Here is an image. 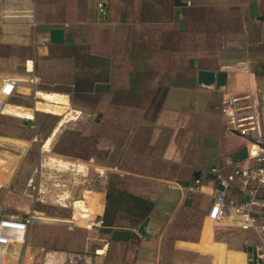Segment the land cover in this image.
Returning <instances> with one entry per match:
<instances>
[{
	"label": "crops",
	"instance_id": "crops-1",
	"mask_svg": "<svg viewBox=\"0 0 264 264\" xmlns=\"http://www.w3.org/2000/svg\"><path fill=\"white\" fill-rule=\"evenodd\" d=\"M99 1L0 0V88L6 78L20 80L0 111V165H7L0 169V217L32 211L88 233L76 236L86 246L81 253H52L30 238L39 219L10 255H21L22 264H249L244 247L257 241L256 232L239 227L232 215L214 220L209 211L219 186L214 171L248 166L256 152L218 106L249 91L264 125V0H105V18ZM52 27L64 29V42L41 44ZM199 69L226 71L227 84H199ZM47 117L56 121L45 133ZM89 121L96 132L81 134L86 154L51 146L65 123L83 128ZM39 140L42 165L107 167L119 177L118 188L151 201L146 233L138 231L146 217L125 225L117 216L105 230L110 181L76 187L70 179L52 189L50 216L42 213ZM104 151L107 159L95 161ZM31 152L34 164L25 174ZM51 156L56 161L46 164ZM228 194L242 198L237 188ZM113 229L131 230L130 239L112 241Z\"/></svg>",
	"mask_w": 264,
	"mask_h": 264
},
{
	"label": "built area",
	"instance_id": "built-area-1",
	"mask_svg": "<svg viewBox=\"0 0 264 264\" xmlns=\"http://www.w3.org/2000/svg\"><path fill=\"white\" fill-rule=\"evenodd\" d=\"M98 12L105 18L108 9L105 0L98 2ZM49 41L42 39L41 44ZM34 78H30L32 82ZM20 80L15 77L4 79L0 88V111L5 110L3 97L11 96ZM225 121L242 135L250 137L256 152L248 166L235 164L229 170H215L219 186L214 190V202L210 207L209 217L220 220L233 216L236 224L243 229H252L257 234L255 243L247 242L253 247V253L248 254L249 264H264V234L259 225L264 217V125L258 100L249 91L228 95L218 106ZM237 188L242 198L234 200L228 191ZM260 207V209H258ZM260 215V216H258ZM40 216L28 212L25 216L15 213H5L0 217V264H22L21 255H10L13 244L25 245L30 227L39 221ZM264 229V224L262 225ZM16 258V259H15ZM17 260L15 263L12 261Z\"/></svg>",
	"mask_w": 264,
	"mask_h": 264
},
{
	"label": "rangeland",
	"instance_id": "rangeland-1",
	"mask_svg": "<svg viewBox=\"0 0 264 264\" xmlns=\"http://www.w3.org/2000/svg\"><path fill=\"white\" fill-rule=\"evenodd\" d=\"M46 127H45V133L49 130L50 125H52L56 119L51 118V117H47L46 118ZM85 125L83 128H81V126H73L70 122L69 123H65L64 126H62L61 130L58 132L57 136L55 137L53 143H52V147L53 145H55V147L57 149L60 150H65L66 152H79L80 154H86V150L82 149V139H81V134L84 133H94L96 132V130L94 129V123L92 121H89V123H85ZM87 127V128H86ZM86 128V129H85ZM74 139L73 140V136ZM75 141V142H74ZM75 144H74V143ZM35 146H37L38 148V166L37 169L39 168V166L41 167V178L44 179V182H42V187H43V195L44 197H42L43 202H41L42 204H44L45 202L47 203L46 205H39L38 208L42 213H46L45 215H49L47 214V212L45 211V207H49L50 203V198H54L56 197V193L52 190L54 187H60V188H65V184L67 181H69L70 179H72V183H74V185L77 187V185H84V183L88 184L89 183H97L98 180L100 182V185L103 186L105 183V187L107 185V183L110 181H112L113 183L116 182L117 184V180L119 182V177L116 178V181L114 180V173L112 169H109L107 167H100V170H95L96 168L90 166L89 168L85 166L84 169L81 170H53L54 168L47 166V165H42V155H40L41 153V149L43 147V142L41 140L37 141L36 143H34ZM109 142L105 143V149L106 151H108L109 149ZM87 147V146H85ZM34 151V150H33ZM104 152H99L97 153L98 155L96 156L95 161L97 160L98 162H101L102 160L107 159L108 157V153ZM111 160L110 162H112L113 160V154L110 155ZM35 158V153L31 152L28 153L25 157L24 160V166L23 168V173L28 174L31 167L34 164V159ZM110 159V158H109ZM49 160V159H48ZM101 160V161H100ZM91 162H93V160H90ZM44 163V162H43ZM0 169H3V171L5 172L7 169V165L2 164L0 165ZM39 169V170H40ZM80 171V172H79ZM100 175V177H99ZM117 177V176H115ZM59 183L60 185H56L55 183ZM64 184V185H62ZM34 188V186H32V189ZM73 190V189H72ZM75 194L78 195L79 194V189L74 190ZM60 194V193H59ZM62 196L65 195V193H61ZM59 197V196H58ZM45 201V202H44ZM76 207V205H75ZM49 210V209H48ZM50 216V215H49ZM53 216V215H52ZM119 218V222L123 223L125 225H129L132 223V220L128 217L127 213H119L118 214ZM55 218V217H53ZM60 218V217H58ZM60 219H64V218H60ZM88 218H86V216L79 218V220L82 221H87ZM70 224L66 223V222H59V221H51V220H42L40 219L39 222H37L36 224H34L31 229H30V238H36L39 239V241L41 242L40 244L46 249V251L49 252H54V251H69V252H73V250L75 251H79V253L82 252V247H86L83 243H82V239L76 236H85L87 237L86 232H83L81 230H79V227H75L74 229H69ZM97 228H95L96 230ZM94 239L95 241H99V235L97 234V232L94 235ZM72 239V242L70 243L68 241V239ZM31 243V239L29 240V244ZM32 244V243H31ZM244 263V261H243Z\"/></svg>",
	"mask_w": 264,
	"mask_h": 264
},
{
	"label": "trees",
	"instance_id": "trees-1",
	"mask_svg": "<svg viewBox=\"0 0 264 264\" xmlns=\"http://www.w3.org/2000/svg\"><path fill=\"white\" fill-rule=\"evenodd\" d=\"M152 208L151 201L120 189L111 181L107 186L106 208L103 216L105 230H111L109 227L115 225L120 212L127 213L135 224V221L147 217Z\"/></svg>",
	"mask_w": 264,
	"mask_h": 264
},
{
	"label": "water",
	"instance_id": "water-1",
	"mask_svg": "<svg viewBox=\"0 0 264 264\" xmlns=\"http://www.w3.org/2000/svg\"><path fill=\"white\" fill-rule=\"evenodd\" d=\"M180 0H176L178 4ZM261 20H264V12L263 15L259 17ZM49 40L52 43H63L65 40V32L62 27H52L49 31ZM197 80L199 84L202 85H212L215 83L216 87L220 88L227 84V72L220 70H210V69H199L197 71ZM101 220V218H98ZM150 217H146L142 224L139 226L138 231L142 234H145L147 231V226L149 224ZM131 230L127 229H113L111 232V240L112 241H122L126 242L130 239ZM244 250L250 254L255 252L253 251V247L251 245L245 246Z\"/></svg>",
	"mask_w": 264,
	"mask_h": 264
},
{
	"label": "bare ground",
	"instance_id": "bare-ground-1",
	"mask_svg": "<svg viewBox=\"0 0 264 264\" xmlns=\"http://www.w3.org/2000/svg\"><path fill=\"white\" fill-rule=\"evenodd\" d=\"M48 146H49V140H47V142H46V144L44 145V148L45 149H48ZM49 151V150H48ZM49 160L50 161H45V163L46 164H52L53 163V161H56V158L55 157H53V156H51L50 158H49ZM59 161H62V163H63V165L65 166V167H67L66 165L67 164H65L66 162H63L64 160H62V159H58ZM68 160V159H67Z\"/></svg>",
	"mask_w": 264,
	"mask_h": 264
}]
</instances>
